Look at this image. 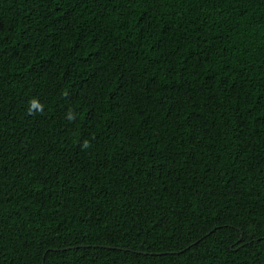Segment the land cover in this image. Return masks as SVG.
<instances>
[{"label":"trees","instance_id":"1","mask_svg":"<svg viewBox=\"0 0 264 264\" xmlns=\"http://www.w3.org/2000/svg\"><path fill=\"white\" fill-rule=\"evenodd\" d=\"M0 264H264V0H0Z\"/></svg>","mask_w":264,"mask_h":264},{"label":"clouds","instance_id":"2","mask_svg":"<svg viewBox=\"0 0 264 264\" xmlns=\"http://www.w3.org/2000/svg\"><path fill=\"white\" fill-rule=\"evenodd\" d=\"M87 146H88L87 143H85L84 147H87Z\"/></svg>","mask_w":264,"mask_h":264},{"label":"water","instance_id":"3","mask_svg":"<svg viewBox=\"0 0 264 264\" xmlns=\"http://www.w3.org/2000/svg\"><path fill=\"white\" fill-rule=\"evenodd\" d=\"M190 246H188L187 248H189ZM56 250H58L57 248H56ZM174 252V251H173ZM179 252H181V251H179Z\"/></svg>","mask_w":264,"mask_h":264}]
</instances>
